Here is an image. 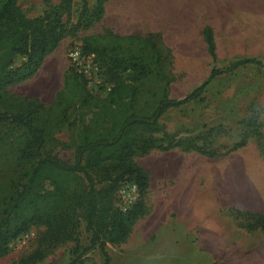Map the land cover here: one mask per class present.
Returning a JSON list of instances; mask_svg holds the SVG:
<instances>
[{"label": "rangeland", "instance_id": "374dc122", "mask_svg": "<svg viewBox=\"0 0 264 264\" xmlns=\"http://www.w3.org/2000/svg\"><path fill=\"white\" fill-rule=\"evenodd\" d=\"M58 2L17 0V5L27 18H34ZM87 3L90 6L92 0ZM149 6L156 8V14L142 13L141 9ZM79 7V0H73L71 17L64 21L75 22ZM203 26L212 30L214 59L205 50L200 34ZM104 30L119 36L157 32L170 51V66L160 69L163 81L140 86L135 109L142 113L151 111L163 87L168 98L181 99L212 68H224L244 58L264 63V0H108L100 21L63 38L33 77L6 88L2 96L3 106L11 109L18 106L19 97L36 99L46 108L53 105L49 114L39 115L47 130L42 153L66 164L73 162L76 136L89 119L88 111L73 103L72 90L63 88L65 71L70 68L67 52ZM21 61L15 58L12 65ZM85 88L92 93L87 85ZM59 91L61 95L55 100ZM201 97V102L167 110L158 121L161 131L176 138L202 133L206 146L225 151L240 139L238 122L254 113L261 138H249L242 149L213 159L178 149L134 156L135 163L157 165L162 170L157 169L150 180L144 198L146 214L132 228L136 237L124 248L105 247L110 264H217L211 262L210 250L223 257L225 264H264V238L236 228L229 214L232 208L264 213V70L237 68L209 82ZM7 141L9 144L0 147V185L8 175L4 160H12L17 148L13 138ZM42 230L30 229L12 241L0 264H68L73 242L57 244L45 250L40 259L32 260ZM202 232L210 247L213 235L219 234L220 243L210 250L204 244L199 246ZM87 241L80 222L76 242L83 247ZM79 264L104 263L93 249Z\"/></svg>", "mask_w": 264, "mask_h": 264}, {"label": "trees", "instance_id": "16d2710c", "mask_svg": "<svg viewBox=\"0 0 264 264\" xmlns=\"http://www.w3.org/2000/svg\"><path fill=\"white\" fill-rule=\"evenodd\" d=\"M107 1L92 0L89 6L87 0H79L76 20L68 23L64 19L71 17L73 0H59L34 18L21 12L17 0H0V147L9 144V138L17 144L13 159L4 160L8 175L0 185V258L8 253L12 241L30 229H43L32 260L57 244L73 242L68 264H79L93 249L104 264H110L105 247L123 243L134 223L146 214L149 176L134 162V156L178 149L213 159L242 149L249 138L262 136L254 113L238 122L240 139L225 151L206 146L202 133L176 138L162 132L158 121L169 109L201 102V94L213 79L245 66L264 70V63L244 58L224 68H212L181 99L168 98L163 87L151 111L142 113L135 109L140 86L163 81L160 69L170 66V51L157 32L119 36L104 30L102 35L84 39L80 46L83 53L93 55L110 90L101 96L88 92L85 80L68 68L63 88L72 90L73 103L86 109L89 119L76 136L71 164L43 154L47 130L39 115L49 114L53 105L46 108L36 99L19 97L15 109L6 108L3 93L33 77L63 38L100 21ZM200 34L208 56L214 59L211 28L203 26ZM15 58H22L17 66L12 65ZM60 95L57 92L55 100ZM125 183L135 185L136 198L122 211L116 205V193ZM229 214L236 228L258 231L264 238V213L232 208ZM80 222L88 234L83 247L76 242Z\"/></svg>", "mask_w": 264, "mask_h": 264}, {"label": "built area", "instance_id": "2783aa9c", "mask_svg": "<svg viewBox=\"0 0 264 264\" xmlns=\"http://www.w3.org/2000/svg\"><path fill=\"white\" fill-rule=\"evenodd\" d=\"M67 60L74 73L81 76L92 94L107 93L110 85L103 80L101 69L91 54L83 53L80 45H74L67 52ZM136 198V188L133 184H123L116 193V205L124 211Z\"/></svg>", "mask_w": 264, "mask_h": 264}, {"label": "crops", "instance_id": "0c3cea01", "mask_svg": "<svg viewBox=\"0 0 264 264\" xmlns=\"http://www.w3.org/2000/svg\"><path fill=\"white\" fill-rule=\"evenodd\" d=\"M142 10V13L144 14V13H147L148 14V16L149 15H154V14H156V8H154V7H147L146 9H144V8H142L141 9ZM104 11H105V5H104ZM149 21V20H148ZM32 97H36V96H32ZM152 152V151H151ZM141 169H143L144 171H146L147 173H148V176H149V184H148V189L150 188V180L154 177V175H156L157 174V169H160V170H162L161 168H159V167H156L155 165H147V164H142L141 162L140 163H136ZM161 166V165H160ZM147 189V190H148ZM253 212H256V213H262L263 211H259V210H253ZM135 224V223H134ZM134 226V225H133ZM133 228V227H132ZM133 231H132V229H131V231H130V233H129V235L127 236V238L125 239V241L123 242V243H121V244H119V245H115V247H119V248H124L125 246H126V244H130L132 241H133V239L136 237V235H137V233L135 234V235H133V234H131ZM255 232H257L259 235L258 236H260V237H262L261 235H260V233L258 232V231H255ZM203 234H199L198 236L200 237V239L201 240H199V243H198V245L199 246H201L202 247V244H204L205 246H207V248L210 250V248L211 247H214V246H216V245H218L219 243H220V241H218L217 240V237H219V239H220V236H219V234H216V235H213L212 236V242H211V247L209 246V244L207 243V242H205L204 241V238H205V236H203L204 235V232H202ZM139 235H142V236H144L145 238L147 237V236H149V235H145V234H143V233H139ZM262 239H263V237H262ZM221 243H222V241H221ZM107 246H112V245H107ZM210 252H212V255L214 256H212V258L210 259L211 260V262H213V261H215L217 264H225V262L223 261V257L221 258L219 255H218V253H216L215 251H211L210 250ZM232 260H234V258L232 259Z\"/></svg>", "mask_w": 264, "mask_h": 264}]
</instances>
